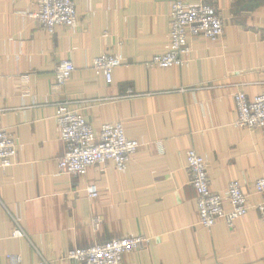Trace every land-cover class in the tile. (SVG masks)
<instances>
[{
  "label": "crops",
  "instance_id": "0c3cea01",
  "mask_svg": "<svg viewBox=\"0 0 264 264\" xmlns=\"http://www.w3.org/2000/svg\"><path fill=\"white\" fill-rule=\"evenodd\" d=\"M73 1L74 27L48 34L31 17L40 0H0V127L18 144L0 172V264L7 255L21 264H80L68 254L126 236L149 243L121 264H264L262 198L252 191L264 177V128L236 127L233 99L264 94V0H187L215 6L224 34L192 40L183 64L169 69L146 67L168 45L169 0ZM102 55L122 60L110 85L90 67ZM65 59L75 70L55 91ZM63 101L95 131L123 124L139 143L125 171L108 162L84 176L59 174ZM188 150L206 162L211 192L241 185L248 210L232 227L199 225ZM13 219L24 237H11Z\"/></svg>",
  "mask_w": 264,
  "mask_h": 264
},
{
  "label": "built area",
  "instance_id": "2783aa9c",
  "mask_svg": "<svg viewBox=\"0 0 264 264\" xmlns=\"http://www.w3.org/2000/svg\"><path fill=\"white\" fill-rule=\"evenodd\" d=\"M31 17L48 33L54 28H72L77 21L73 0H40V8ZM168 45L162 54L153 57L148 68L169 69L180 67L184 57L191 52V41L203 38L217 41L224 34V22L215 6L209 4H190L187 0H169ZM122 65L116 55H102L95 58L91 68L96 75H102L105 83H112L113 71ZM75 70L69 59L61 61L55 71L53 90L61 91ZM238 128L256 131L264 128V94L248 99L241 92L233 95ZM60 140L65 145V153L57 163L60 175L84 176L93 165L113 163L118 172L125 171L127 164L137 152L139 143L126 136L122 123H106L98 130L88 125L78 109L72 108L68 101L56 105L55 117ZM17 142L0 127V172L10 168L16 156ZM185 166L191 177L190 184L196 193L199 225L209 229L219 222L232 227L233 223L247 213L246 195L238 181H231L223 193H213L209 188L208 166L202 157L193 150L185 153ZM252 191L262 200L257 205L260 218L264 222V177L252 183ZM87 195L96 198V187L89 186ZM228 207V210H226ZM15 229L13 238H22L18 220L13 219ZM145 237L126 236L109 240L103 244L85 249H77L68 258L80 264H121L122 257L133 251H141L148 245ZM9 264H21V257L7 255Z\"/></svg>",
  "mask_w": 264,
  "mask_h": 264
}]
</instances>
